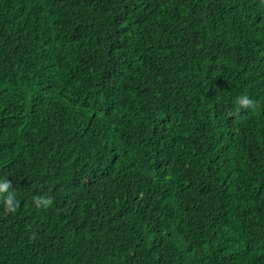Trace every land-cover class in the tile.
I'll return each instance as SVG.
<instances>
[{"label": "trees", "instance_id": "trees-1", "mask_svg": "<svg viewBox=\"0 0 264 264\" xmlns=\"http://www.w3.org/2000/svg\"><path fill=\"white\" fill-rule=\"evenodd\" d=\"M4 183L0 264H264V0H0Z\"/></svg>", "mask_w": 264, "mask_h": 264}, {"label": "clouds", "instance_id": "clouds-1", "mask_svg": "<svg viewBox=\"0 0 264 264\" xmlns=\"http://www.w3.org/2000/svg\"><path fill=\"white\" fill-rule=\"evenodd\" d=\"M234 103L237 106V108L245 109V108L251 107L254 102L248 96L240 95V96L235 98ZM7 188H8V183L0 184V190H4ZM37 203L38 204L42 203L45 206H50L52 204V200L48 199V198L41 197V198H39Z\"/></svg>", "mask_w": 264, "mask_h": 264}]
</instances>
